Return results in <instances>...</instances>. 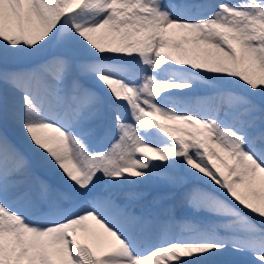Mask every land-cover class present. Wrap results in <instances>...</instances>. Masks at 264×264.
I'll return each instance as SVG.
<instances>
[{
    "label": "snow or ice",
    "instance_id": "obj_1",
    "mask_svg": "<svg viewBox=\"0 0 264 264\" xmlns=\"http://www.w3.org/2000/svg\"><path fill=\"white\" fill-rule=\"evenodd\" d=\"M0 264H264V0H0Z\"/></svg>",
    "mask_w": 264,
    "mask_h": 264
},
{
    "label": "bare ground",
    "instance_id": "obj_2",
    "mask_svg": "<svg viewBox=\"0 0 264 264\" xmlns=\"http://www.w3.org/2000/svg\"><path fill=\"white\" fill-rule=\"evenodd\" d=\"M169 203H171V202H169ZM184 211H185V209L180 208L179 206L177 207V215H181Z\"/></svg>",
    "mask_w": 264,
    "mask_h": 264
}]
</instances>
